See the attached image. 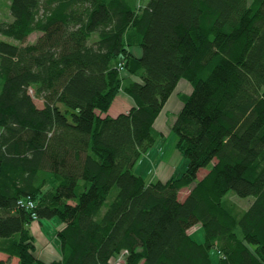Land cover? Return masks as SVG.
I'll return each mask as SVG.
<instances>
[{
  "label": "trees",
  "instance_id": "16d2710c",
  "mask_svg": "<svg viewBox=\"0 0 264 264\" xmlns=\"http://www.w3.org/2000/svg\"><path fill=\"white\" fill-rule=\"evenodd\" d=\"M135 2L10 0L0 22L17 42L0 39V252L19 264H114L122 253L125 264H213V251L217 264H264V0ZM182 80L193 90L172 132L186 170L148 183L134 169ZM121 92L135 105L110 116ZM231 192L254 201L240 210ZM34 215L64 225L59 260L34 256ZM198 225L202 243L189 234Z\"/></svg>",
  "mask_w": 264,
  "mask_h": 264
},
{
  "label": "rangeland",
  "instance_id": "374dc122",
  "mask_svg": "<svg viewBox=\"0 0 264 264\" xmlns=\"http://www.w3.org/2000/svg\"><path fill=\"white\" fill-rule=\"evenodd\" d=\"M149 0H136L135 4L137 6L138 10L143 9ZM9 4L10 0H0V22L8 21L11 19L9 14ZM38 33L34 34V36L30 37V43L34 44L37 42ZM0 39L17 44L16 41L5 38L3 36H0ZM135 54V53H134ZM127 75V74H126ZM186 92V91H185ZM184 91H181V98L182 101L184 98L188 96L187 93ZM120 94L125 95L124 92H121ZM36 103L38 106L42 105V102L39 100H36ZM122 108H125L124 105H120L119 102H114L112 108L110 109L109 113L110 115L115 114L116 112H119V110H122ZM121 112V111H120ZM108 113V114H109ZM177 117V116H176ZM162 119L159 121L158 124L163 123V118L167 121L163 124L167 127H165V132L162 131L160 127H155V130L160 133L162 136L158 139L157 144L154 146L156 147L154 150L157 151V153L154 155V151L151 149L142 160L137 164V166L134 169V172L143 177L148 183L162 181L159 180V177L157 176V171L160 167L161 170H165V167L169 169V171L173 170V175L171 178H177L182 176V173L185 172L186 166H187V160L184 159L182 153L177 148V138L174 136L172 132V125L174 122H172L173 118L171 117V114L167 116L164 114ZM176 120V119H175ZM157 167V170H156ZM160 171V170H159ZM159 173V172H158ZM170 173V172H169ZM201 176V175H200ZM169 178L168 180H170ZM160 179H162L160 177ZM152 180V181H151ZM166 179H163V182L168 181ZM150 181V182H149ZM198 181H201L200 178H198ZM191 188H185L181 191L179 197L181 200H183L185 197H187L190 194ZM116 194V190L111 195L112 197ZM251 198L247 199H241L237 197L232 192L228 194L226 197V201L228 204H233L239 207V205H245L248 204ZM34 222H38L35 220ZM41 223L43 224L40 228L41 231L34 230V239H35V252L34 256L45 263H52L54 261L59 260L60 258V251H61V245L60 241L57 238V229L61 225V222L58 219H52V220H42ZM32 225V224H31ZM199 228L191 231L194 240H199V238L202 237V240H205V231L202 228L201 225L198 226ZM31 229V228H30ZM37 231V233H36ZM40 239L42 241H47V243H41ZM39 240V243L36 241ZM203 240V241H204ZM0 254H6L3 252H0ZM10 257V259H13V262L15 264H19V259L17 257H11L10 255L6 254ZM124 254H120L119 257L115 260L114 264H125L124 263ZM218 253L217 251H213L212 253V260L213 264H217L218 260Z\"/></svg>",
  "mask_w": 264,
  "mask_h": 264
},
{
  "label": "crops",
  "instance_id": "0c3cea01",
  "mask_svg": "<svg viewBox=\"0 0 264 264\" xmlns=\"http://www.w3.org/2000/svg\"><path fill=\"white\" fill-rule=\"evenodd\" d=\"M32 36H34V34L32 35ZM40 37V34H38V37H37V40H38V38ZM28 42L30 43V38H29V40H28ZM31 44V43H30ZM137 56H140L141 55V50L139 49V48H133V49H131ZM125 76H126V74H125ZM131 79H135V78H131ZM192 90H193V87H192V85L189 83V82H187V81H185V80H182L180 83H179V85H178V87H177V89L175 90V92H174V94L170 97V99L168 100V102H167V104L165 105V107H164V109H163V111L161 112V114L159 115V117H158V119H157V121H156V123H155V127H160L161 126V130L162 131H166L165 130V127H167V126H165V125H163L167 120L166 119H164L163 118V123L161 124H158L159 123V121L162 119L161 117L164 115V114H166L167 116H169L170 114H171V117L173 118V120H172V122H174L175 121V119H176V116L179 114V112L182 110V108H183V106H184V103H183V101H182V98H181V91H186L185 93H187L188 95H190L191 94V92H192ZM116 102H119L120 103V105L122 106V105H124L125 106V108H122V110H119V112H116L115 114H112V115H110V113H109V115L110 116H113V117H115V116H117V115H119V114H121V113H125V112H128L132 107H134V105H135V103H134V101H133V99L131 98V97H129L127 94H125V95H122V94H120L118 97H117V99L115 100V103ZM114 104V103H113ZM113 106V105H112ZM40 108H42L43 107V104L41 105V106H39ZM112 108V107H111ZM121 111V112H120ZM165 126V127H164ZM156 147H154L152 150L154 151V155L157 153V151L156 150H154ZM161 167V166H160ZM160 167H159V169H158V171H157V176L159 177H161L162 179H160V177H159V180H162L163 181V179H166V180H168L169 178H171V176L173 175V170L172 171H169V169L168 168H166L165 167V170H161L160 169ZM156 170H157V167H156ZM160 170V171H159ZM159 172V173H158ZM170 172V173H169ZM209 172H210V169H202V170H200V172H199V174H198V178H200L201 180L206 176V175H208L209 174ZM201 175V176H200ZM152 181V180H151ZM150 182V181H149ZM187 197H185L182 201H184L185 199H186ZM253 201H254V199L253 198H251L250 199V201H249V203L248 204H245L244 206L243 205H239V209L240 210H247L250 206H251V204L253 203ZM43 224L41 223V222H33L32 223V225H31V231H32V234L34 235V230L36 229L38 232L39 231H41L40 230V228H41V226H42ZM63 224H61L60 226H59V228L57 229V231H59V230H61L62 228H63ZM199 226V225H198ZM198 226H196V227H194V228H192L190 231H189V234L190 235H192V232L191 231H193V230H195V229H197V228H199ZM37 231H36V233H37ZM57 236V235H56ZM193 237V236H192ZM194 239V238H193ZM43 240V239H42ZM41 239H40V241H41V243H47V241H42ZM204 240V239H203ZM203 240H202V237L201 238H199V240H195V241H197V242H199V243H202L203 242ZM37 243H39V240L38 241H36ZM0 260H4V261H8V260H10L11 261V263L12 264H15L14 262H13V259H10V257L9 256H7L6 254H0Z\"/></svg>",
  "mask_w": 264,
  "mask_h": 264
},
{
  "label": "built area",
  "instance_id": "2783aa9c",
  "mask_svg": "<svg viewBox=\"0 0 264 264\" xmlns=\"http://www.w3.org/2000/svg\"><path fill=\"white\" fill-rule=\"evenodd\" d=\"M120 69L123 70V65H122V64L120 65ZM20 204H21L22 206H26V205H27V207H29V208H34V206H35L33 202H27V203H26V202H24V201H21ZM34 218H35V220H37V218H36L35 215H34ZM123 254H124V256H125L126 253H123Z\"/></svg>",
  "mask_w": 264,
  "mask_h": 264
},
{
  "label": "bare ground",
  "instance_id": "6f19581e",
  "mask_svg": "<svg viewBox=\"0 0 264 264\" xmlns=\"http://www.w3.org/2000/svg\"><path fill=\"white\" fill-rule=\"evenodd\" d=\"M119 67H120V65H119ZM22 201H24V202H26V203H27V202H31V201H28V200H22ZM20 202H21V201H20ZM20 205H21V204H20ZM21 207H24V208H26V209H30L29 207H27V205H26V206H22V205H21Z\"/></svg>",
  "mask_w": 264,
  "mask_h": 264
}]
</instances>
